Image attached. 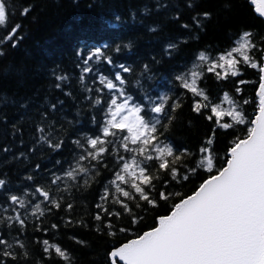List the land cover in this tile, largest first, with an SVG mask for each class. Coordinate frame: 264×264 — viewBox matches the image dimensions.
I'll return each instance as SVG.
<instances>
[{
    "label": "trees",
    "instance_id": "1",
    "mask_svg": "<svg viewBox=\"0 0 264 264\" xmlns=\"http://www.w3.org/2000/svg\"><path fill=\"white\" fill-rule=\"evenodd\" d=\"M0 2L7 13L6 24L0 26V179L5 181L0 186V239L5 241L0 244V264H113L114 248L154 227L159 216L218 173L230 148L245 137L248 121L259 108V69L238 63V75L229 73L221 79L217 73L224 76L226 65L213 72L208 68L237 47L244 32L253 34L255 44L248 54L263 64L264 19L250 0ZM24 9H29L26 14ZM14 27L15 35L5 40ZM233 55L242 60L238 53ZM89 56L92 59L85 64ZM120 65L129 71L123 72ZM85 67L90 71L84 72ZM193 71L198 73L196 87L209 98L203 101L209 107L200 113L193 111V103L202 98L183 87L185 80L191 83ZM117 72L123 84L115 80ZM108 80L114 89L106 87ZM225 93L233 105L224 100ZM113 97L118 103L130 98L129 104L141 106V114L150 121L155 116L150 111L153 104H164L165 111L156 117L160 123L153 144L173 149L172 157L165 156L169 168H159L161 161L151 146L147 153L154 157L151 161L139 155V145L129 143V149L137 151H126L121 139L126 131L103 136ZM173 103L180 105L175 111ZM214 105L225 111L235 107L245 123L234 124L225 115L221 123L233 126L219 127L215 116L206 118ZM96 137L104 143L94 149L88 140ZM57 144L59 148L54 147ZM100 147L105 151L97 159L89 156ZM209 155L211 171L204 163ZM176 156L180 159L172 163ZM133 159L143 162L152 177L151 185L135 182L154 204L131 187V175L125 174L127 183H113L123 164ZM172 167L177 170L175 179ZM73 170L74 177H68ZM117 185L129 197L117 192ZM106 191L107 198L102 199ZM161 192L166 200L160 198ZM13 195L24 201L23 206L12 203ZM45 240L60 247L66 258L52 247L45 252Z\"/></svg>",
    "mask_w": 264,
    "mask_h": 264
},
{
    "label": "snow or ice",
    "instance_id": "2",
    "mask_svg": "<svg viewBox=\"0 0 264 264\" xmlns=\"http://www.w3.org/2000/svg\"><path fill=\"white\" fill-rule=\"evenodd\" d=\"M189 6L191 7V4ZM28 10L24 9L22 14H26ZM257 11L264 16V7L258 8ZM6 21V6L0 2V26H4ZM16 31L17 28L14 27L4 39L11 40ZM252 37L251 32H244L240 37L238 47L231 49L225 55H221L219 57L220 63L213 62L208 68V71L213 72L217 67L223 69L227 65L224 76L217 73L218 78L221 79L226 78L229 73L232 76L238 75V63L247 64L251 68H258L260 73L259 91L257 93L259 97L258 114L255 119L248 121L251 126L248 127L245 137L239 139L230 148V159L227 160V166L219 170L218 174L205 180L193 195L176 203L169 215L160 217L158 227L116 248L110 253L111 257H118L120 261H123V264H264V64L258 65L253 57L248 54L250 49L255 48ZM15 46L16 44L13 42V47ZM173 47L175 45H169V48ZM234 52L238 53L242 60H237L233 56ZM96 54H99V49H96ZM90 59H92L91 56L85 59L84 63L88 64ZM199 59L204 61L206 57L201 53ZM260 59L264 60V53ZM119 67L123 72L129 71L127 66L120 65ZM88 71L90 69L85 67L84 72ZM191 77V83L185 80L183 87L202 98L193 103V111L200 113L202 108L209 107L208 104L203 103L209 98L203 90L196 87L198 73L193 71ZM115 80L121 84L124 83L119 72L115 74ZM101 82H104V78H101ZM240 83H244V81H240ZM106 87L111 90L116 85L108 80ZM237 92H239V88H237ZM129 99L125 98L120 103L115 97L111 99L106 126L102 128L103 136H115L116 131L113 130L126 131L127 135H123L121 138L122 146L126 151H137L136 149H129V143L139 145V155L143 156L145 160L151 161L154 157L147 154L151 146V150L158 154L155 159L161 161L159 168H169V161L165 159V156L172 157L173 149L167 145L155 147L153 144L154 141L158 140L156 126L160 123L156 117L165 111L164 104H153L150 111L155 116L150 121L141 114V106L130 105ZM224 100L230 105L234 104V101L229 99L228 93L224 94ZM244 103H248V101H244ZM179 106V104L173 103L172 110L175 111ZM52 107L55 108V105ZM211 113L212 115L206 118L211 120L212 116H215L216 124L224 129L233 126V124L221 123L225 115L230 116L234 124L245 123L244 115L235 107H230L225 111L219 105H214L211 106ZM211 142L209 140V143ZM98 143L103 144L104 141L100 137L88 140V144L94 149ZM54 147L59 148L60 145L57 144ZM104 151L105 149L100 147L95 153H89V156L97 159ZM200 151L207 152L208 149L201 148ZM80 159L83 160L84 157L81 156ZM120 159L123 160L124 157L121 156ZM179 159L180 156H176L172 163ZM142 163H138L135 159L131 163L125 162L121 171L116 174L113 183L115 184L116 181L127 183L125 174L131 175L134 177L131 187L135 189V192L140 193L142 200L154 204L155 202L149 199L144 189L135 182V179H139L140 184L151 185L152 183V177L146 174L148 170L142 166ZM204 163H206L207 169L211 171L213 159L210 155L204 158ZM137 170L138 177L136 176ZM74 171H68L66 175L74 177ZM79 171L84 172L86 169L80 168ZM191 171L195 172L196 169ZM171 173L175 179L177 177L175 167L171 168ZM187 178V176L184 177V179ZM53 182L55 183V181ZM4 185L5 181L0 179V186ZM36 191L40 192L46 200L49 199L47 192L39 188ZM116 191L122 193L124 197L130 195L119 185L116 186ZM106 198L107 191L102 199ZM160 198L166 200L168 197L164 192H161ZM10 200L14 204L19 202L21 206L24 204V201L19 200L15 195L11 196ZM53 203L55 202L53 201ZM98 207L100 206L98 205ZM124 207L127 211V205ZM108 214L112 215V213ZM16 219L23 224L19 216ZM95 219L100 220L101 217L97 215ZM133 222H135V218H133ZM52 227L56 228L57 226L52 225ZM121 231H126V229H121ZM4 243L5 241L0 239V244ZM43 243L48 246L45 247V252L49 250V247H52L60 257L66 258L65 252L60 247L49 246L47 240ZM4 254L11 255L8 252ZM113 264H116L115 260H113Z\"/></svg>",
    "mask_w": 264,
    "mask_h": 264
},
{
    "label": "water",
    "instance_id": "3",
    "mask_svg": "<svg viewBox=\"0 0 264 264\" xmlns=\"http://www.w3.org/2000/svg\"><path fill=\"white\" fill-rule=\"evenodd\" d=\"M250 2L254 5V7H255V11H256V13H257V15H259V16H261L263 19H264V16H262L261 14H260V12L259 11H257V9L258 8H261V7H264V0H255V2H253V0H250ZM264 64V63H263ZM258 91H259V86H258V89H257V93H258ZM257 114H258V112H257ZM229 155H230V152H229ZM229 159H230V157H229ZM226 166H227V164H226ZM225 166V167H226ZM224 168V167H223ZM209 179V178H208ZM198 190V189H197ZM195 193V192H194ZM194 193H192L191 195H193ZM191 195H189V196H191ZM188 197V196H187ZM186 197V198H187ZM171 213V212H170ZM169 213V214H170ZM168 214V215H169ZM166 216V215H165ZM160 218V217H159ZM159 218H158V221H159ZM158 221H157V224H156V226H154V227H152L151 229H148V230H146L145 232H147V231H150V230H152V229H154L155 227H158ZM144 232V233H145ZM144 233H142L141 235H143ZM139 237V236H138ZM138 237H135V238H133V239H137ZM133 239H131V240H133ZM130 241V240H129ZM128 241V242H129ZM127 243V242H126ZM125 244V243H124ZM123 245V244H122ZM122 245H120V246H118L117 248H119V247H121ZM116 249V248H115ZM114 249V250H115ZM113 258H118V257H113ZM119 259V258H118ZM121 263H123V261H120Z\"/></svg>",
    "mask_w": 264,
    "mask_h": 264
},
{
    "label": "rangeland",
    "instance_id": "4",
    "mask_svg": "<svg viewBox=\"0 0 264 264\" xmlns=\"http://www.w3.org/2000/svg\"><path fill=\"white\" fill-rule=\"evenodd\" d=\"M238 47V46H237ZM223 55H225V54H223ZM234 56V55H233ZM226 67H227V65H226Z\"/></svg>",
    "mask_w": 264,
    "mask_h": 264
}]
</instances>
